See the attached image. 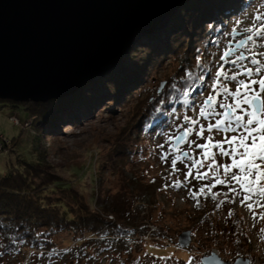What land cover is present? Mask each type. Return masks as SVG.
Returning a JSON list of instances; mask_svg holds the SVG:
<instances>
[{
	"label": "rangeland",
	"instance_id": "obj_1",
	"mask_svg": "<svg viewBox=\"0 0 264 264\" xmlns=\"http://www.w3.org/2000/svg\"><path fill=\"white\" fill-rule=\"evenodd\" d=\"M232 1L233 4H229L234 5L231 15L224 14L225 21L219 23L220 30L215 28L214 36L208 34L212 27L209 21L219 17V8L214 0H188L168 14L163 26H159V21L149 24L146 28L152 32L151 38L142 40L143 35L137 36L122 55L126 58L131 50H138L141 60L136 61L139 63L136 65L138 69L131 72L136 79L128 83L127 93L122 97L115 90L109 96L106 83L96 81L97 85L91 90L97 97L92 110L87 101H83V104L75 101L71 107L69 105V110L60 113L58 122L45 126L42 134L35 127L34 118L30 117L26 106L11 103L1 105L0 177L12 169L17 170L20 161L47 164L63 183L84 197L90 211L103 212L102 207L110 205L116 191H121L126 184L110 164L113 151L121 144H131L137 140L136 154L132 166L127 167V177L143 179L145 184L152 185L150 188L153 190L151 192L146 187L145 193L141 189L140 200L134 201L132 211L137 219L131 232L115 237L89 235L90 238L82 237L79 240L73 239L68 232H57L51 237L55 245L54 251L47 254L50 259L36 256L43 255L42 252L21 249L22 260L19 264H201L200 259L211 254L224 262L247 259L249 264H264V232H261L264 219L259 217L264 209L256 206L257 203H264V196L259 193L264 181L254 185L256 191L252 199L246 202L253 204L250 211L246 203H241L245 192L230 177L235 173L243 181L254 178L243 175L237 167L226 175L221 167L234 161L237 164L248 161L249 157L232 155L233 147L238 152H243V149L238 147L239 141L229 144L228 140L233 135L239 137L245 134L242 127H237L234 116L244 117L246 123V113L253 110L243 104V111L237 109L233 112L231 108L220 107L221 103H234L233 98L223 92L224 86L233 93L239 80H258L264 74V55H261L264 53V38L255 36L254 30L245 31L259 23L255 17H264V0L244 1L242 5L239 4L242 0H229L227 3ZM184 5L187 6V20L180 21L174 16ZM226 8L227 5L223 6L222 13L227 11ZM204 10L209 14V19L196 25L203 17ZM166 25L169 29L179 27L173 28V32L167 35ZM188 26L191 31H187ZM248 35H253V40H246ZM197 36L199 39L203 36L205 41L202 46L204 70L198 78V87L201 88L180 104L177 101L176 107L169 109L164 121L156 122L151 131H141L138 136L135 126L154 99V92L160 94L166 88L168 78L179 72V61L173 57L185 54L187 49L190 52L196 45ZM243 43L241 48L221 60L226 51ZM252 59L261 63L252 64ZM116 66L118 64L90 81L112 72ZM247 68L253 69L251 76L244 74ZM257 68H260L259 73ZM218 69L222 73L220 76H217ZM233 74H237L236 81L230 79ZM138 81H141L140 87L137 86ZM252 88L256 89L257 85H252ZM76 92L60 99L66 101ZM210 94L214 102L205 105ZM227 108L231 110V115L226 114ZM202 109L204 115H200ZM258 118L264 119V115H258ZM192 120L196 123L193 124ZM217 120L223 122L221 127L210 128ZM229 123L235 131L225 130L224 126ZM185 129L189 133L186 141L174 149L173 140ZM201 130L203 134L197 135ZM247 143L250 145L251 141ZM222 150L229 155H223ZM181 152H186L188 156L181 157ZM164 154L167 159L162 161ZM176 157L180 159L174 171L171 161ZM217 179L226 182L216 184ZM176 181L180 182L179 187L174 186ZM201 188L204 189L203 193H200ZM190 192L198 193L195 199ZM218 204L219 207L216 206ZM253 211L257 213L256 218H253ZM111 216L103 215L107 220H111ZM185 231L190 232V244L186 248L177 244L179 234ZM2 264L12 262L5 260Z\"/></svg>",
	"mask_w": 264,
	"mask_h": 264
},
{
	"label": "trees",
	"instance_id": "obj_2",
	"mask_svg": "<svg viewBox=\"0 0 264 264\" xmlns=\"http://www.w3.org/2000/svg\"><path fill=\"white\" fill-rule=\"evenodd\" d=\"M214 1L219 8V17L209 21L208 24L212 25L208 31V34H211L209 36H214L215 28L221 29L219 23L225 21L224 14L230 13L234 6L229 5L233 4V1L230 3H227L229 0ZM244 1L249 0L239 1V4H244ZM189 3H187V6ZM185 5L174 16L180 21L187 20V17H185L187 6ZM225 5L228 6L227 11L222 13L221 9ZM208 19L209 14L205 12L196 25L200 21ZM175 27L179 26H172L171 29L167 26L165 33L169 35ZM186 29L191 31L189 26ZM203 36L200 37L204 38ZM202 38L199 39L197 36V39H195L196 45L192 47L190 52L187 49V52H184L185 54H176L173 57L175 61H179V72L168 78L167 86L160 94L154 92V99L146 109V113L142 116L140 122L135 126L138 129V136L141 131L148 132L156 122L164 121L167 118L169 109H172L177 101L180 104L182 100L188 98L191 94H196L198 89L201 88L198 87V78L204 70V49H202V46L204 47L205 41ZM138 52V50H131L126 58L122 56L118 66L112 72L105 73L104 76H98L96 80L84 84L78 92L67 97L68 100L66 101L63 100L64 98L46 103H14L0 100V107L3 103L26 106L25 109L29 112L30 117L34 118L35 127L42 134L44 127L58 122L60 113L69 110L71 103L75 101L82 102V104L83 101H87L90 103L89 108L92 110L97 97L94 94L95 92L91 93V90L94 89L93 86H96L97 82L106 83L109 96L116 90L117 95L123 97L129 90L128 83H132L136 79L135 74L132 75L131 72L138 69L136 66L139 64L136 61L138 62L140 59ZM198 57L199 65L197 63ZM139 61L141 62V60ZM127 64H129V67ZM137 76L139 79V74ZM140 83L141 81H138L137 86L140 87ZM91 97H94V99ZM116 99L119 100L120 98L117 96ZM87 102L85 103L88 105ZM224 128H227V126H224ZM137 142L136 140L131 144H121L113 151V159L110 164L112 168L117 169L126 184L121 191H116L110 205L102 207L103 212L101 210L90 211L84 197L69 185L63 183L58 176L51 172L47 164L20 161L17 170L12 169L6 175L1 176L0 264L5 260L12 262V264H19L22 260L21 249L39 251L43 255L36 254V256L48 258L47 254L54 251L55 245L51 237L57 232H68L75 240L89 235L115 237L131 232V227L136 226V217L133 216L132 205L134 201L140 200L141 189L146 193V187L150 188L152 186L151 184H145L143 179L137 180L134 177H127V167L132 166V159L137 150ZM137 183H139V186H137ZM150 191L153 192L152 189ZM100 193L101 190L99 189V195ZM103 215H112L111 220H107Z\"/></svg>",
	"mask_w": 264,
	"mask_h": 264
},
{
	"label": "water",
	"instance_id": "obj_3",
	"mask_svg": "<svg viewBox=\"0 0 264 264\" xmlns=\"http://www.w3.org/2000/svg\"><path fill=\"white\" fill-rule=\"evenodd\" d=\"M186 1L0 0V100L46 103L76 92L115 67L137 36L150 31L149 24L165 20ZM184 133L173 140L174 149L186 141ZM177 244L188 247L190 232L180 233ZM200 262L249 264L224 262L214 254Z\"/></svg>",
	"mask_w": 264,
	"mask_h": 264
},
{
	"label": "snow or ice",
	"instance_id": "obj_4",
	"mask_svg": "<svg viewBox=\"0 0 264 264\" xmlns=\"http://www.w3.org/2000/svg\"><path fill=\"white\" fill-rule=\"evenodd\" d=\"M256 21H259L258 24H254L253 28L245 29V31L253 32L255 36H260L264 38V17L257 16L254 18ZM246 40L251 41L253 40V35H248ZM231 50L229 49L224 53V55L221 56V60L225 58V56L229 55V52ZM261 55H264V53H261ZM239 59V57H238ZM197 63L199 65V57L197 58ZM235 63V61H233ZM252 64H260L261 62L252 59ZM253 69L247 68L245 69V73L248 76H251ZM256 71L259 73L260 68H257ZM222 73L218 69L217 76H220ZM200 79H203V77H200ZM231 80L236 81L237 74H233L230 77ZM237 89L235 92L230 93L227 86L223 87V92L229 94L232 98L234 103L231 105H225L223 103L220 104L221 108H231L233 112H235L237 109L241 108V105H248L250 108L253 106V104H256L255 111L247 112V120L245 123L244 117L240 115L234 116V120L237 124V127H242L244 129V135L243 136H236L233 135L229 140L228 143L232 144L235 141H239V148L243 149V152H238L236 147H233L232 155H240L241 157H249L247 162H242L241 164H237L235 161L231 165H221V167L224 168V172L227 175V173L234 167H237L240 169V172L243 175H247L249 177H253L254 179H249L247 181H243L242 177L237 174H232L230 179L231 181H234L236 183H239L241 190L245 192V195L243 196V199L241 200L242 204H245L247 201H250L252 199V194L256 191L254 185L257 183H260L261 181H264V119L258 118V113L260 115H264V74L260 76L258 80H250L245 81L243 79L239 80L237 82ZM252 85H257L256 89L252 88ZM243 89V92L241 91ZM240 97L239 100L236 98ZM214 102V97L210 94L208 98L205 100V105H209ZM200 115H204L203 109L200 112ZM185 119H188L187 117ZM193 124L196 123L195 120L191 121ZM222 121L217 120L215 124L210 125V128H220L222 125ZM226 131H235V129L232 128L231 123L227 125V128H225ZM185 136L188 134V130L185 129ZM203 131L197 133V135H202ZM176 139H181V137H177ZM247 141H251V144L249 145ZM158 147H163V145H159ZM197 147H204V145H197ZM217 147H219V144H217ZM252 149L251 153L249 152V149ZM223 155H229L228 152H224L222 150ZM162 161L167 159V155L164 154L161 156ZM180 157H176L171 161V165L174 171H176V162L179 160ZM256 161H260L261 163H256ZM198 163V162H197ZM187 175V174H186ZM202 178V177H201ZM226 181L222 179H217L216 184H224ZM172 186V185H169ZM174 186L179 187L180 182L176 181ZM204 189H200V193H203ZM230 191H235L234 189H230ZM259 193L264 196V186H261L259 189ZM193 199L196 198L198 193H191ZM215 199V195L212 197ZM223 203V201L221 202ZM199 204V201H197V205ZM219 207L220 205H216ZM247 208L252 211L253 210V204L252 203H246ZM259 208L264 209V203H257L256 205ZM231 214V213H230ZM257 213L253 211V218H256ZM260 219H264V211L259 213ZM261 232H264V229H261Z\"/></svg>",
	"mask_w": 264,
	"mask_h": 264
},
{
	"label": "bare ground",
	"instance_id": "obj_5",
	"mask_svg": "<svg viewBox=\"0 0 264 264\" xmlns=\"http://www.w3.org/2000/svg\"><path fill=\"white\" fill-rule=\"evenodd\" d=\"M159 21V20H158ZM164 21L162 20V21H159V26H163L164 25V23H163ZM146 34V35H145ZM141 35H143V36H141ZM140 36L141 37H143L142 38V40L143 39H145V40H148V39H150L151 38V35H152V32H150V31H145V33H143V34H141ZM140 37V38H141ZM154 36H152V38H153ZM138 38V37H137ZM154 39H156L155 37H154ZM136 40V39H135ZM88 238H90L89 236H85V239H88Z\"/></svg>",
	"mask_w": 264,
	"mask_h": 264
},
{
	"label": "built area",
	"instance_id": "obj_6",
	"mask_svg": "<svg viewBox=\"0 0 264 264\" xmlns=\"http://www.w3.org/2000/svg\"><path fill=\"white\" fill-rule=\"evenodd\" d=\"M14 120H16V119H14Z\"/></svg>",
	"mask_w": 264,
	"mask_h": 264
}]
</instances>
